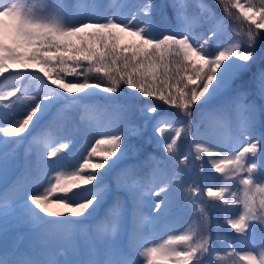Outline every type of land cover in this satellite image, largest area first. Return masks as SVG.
Segmentation results:
<instances>
[{
	"label": "snow or ice",
	"instance_id": "1",
	"mask_svg": "<svg viewBox=\"0 0 264 264\" xmlns=\"http://www.w3.org/2000/svg\"><path fill=\"white\" fill-rule=\"evenodd\" d=\"M219 3L224 5L229 16L237 20L242 17V24L248 22L246 31L238 32L235 36L224 27L223 35H229L233 40L243 37L229 47L224 46L222 34L217 31L223 21L201 0H197V11H192V6L186 0H167L166 5L159 9L160 18L167 20L166 9H170L175 15L178 29L175 34L165 32L156 37L150 36L146 28L156 8L155 0H145L127 21L118 17L116 12H105V5L97 0H77L76 4L71 5L52 0L41 4L39 14L26 7L21 0L0 3V76L9 73L15 65L19 70H24L23 75H18L16 79L31 78L27 70L38 69L50 81V84L44 83V90L31 99V106L22 119L16 123L7 122L12 125L10 127L0 126V136L4 138L0 140V149H3L0 152V181L7 189L0 192V222L12 216L39 229L48 238L44 241L45 247H50L49 241L57 242L56 250L48 252L41 247L27 252L15 245L12 246V253L0 249V264H142L139 257L144 256H147L148 264H155L157 259L165 264L168 261H172V264H208L203 257L211 255L210 246L207 237L201 236L198 231L201 227H207L206 204L209 207L222 206L220 208L226 215L229 209H236L238 214L227 218L226 224L242 242L254 238L260 231L261 248L264 249V196L259 204L254 199V189L264 193V168L261 167L264 160V131L261 130L264 127V116L261 114L264 105L257 106L252 98L253 93L243 91L231 96L219 107L201 112L196 119L193 117L194 106L210 92L218 93L229 87L232 74L222 71L228 68L225 62L235 59L246 67L253 59L254 50L264 40V0L258 3L256 0H247L246 3H241V0H219ZM233 8L239 10V15L232 11ZM138 16L145 27L132 23ZM198 24L210 25L207 39H201L202 35L195 33ZM214 36L220 47L214 55H209L205 49L208 40ZM57 67L59 72L56 71ZM90 72L98 75L90 77L87 75ZM61 73L73 75L74 82H66ZM121 84L137 91L146 100L155 102L134 111L131 106H101L81 103L76 98L77 94L89 88L116 93ZM18 91L16 87L10 91H0V101L17 97ZM61 93L66 94L61 96L65 102L56 112L63 118L61 131L67 133L65 138L69 142L77 131L74 112L102 108L116 114L114 130L101 133L104 138L96 139L91 144L84 163L80 165L81 171H93L87 174L77 171L64 179L58 173L55 184H51L48 173L56 170L50 171L49 162L59 157L57 154L61 151V148H53L41 154L35 165L25 157L23 167L16 172L11 188H8L5 164L16 159L14 150H8L9 143H21L24 140L22 134L31 132L34 122L39 121L46 111L48 105L42 101L50 102ZM254 95L264 101V72L255 78ZM3 106L9 107L8 104ZM156 106L175 109L174 114H157ZM233 111L240 114L238 145L233 149V158L219 159L218 151L202 146L204 125L198 117L205 113L230 117ZM145 112L149 116L157 115L151 133L147 135L146 122L143 127H132L138 118L137 113L143 115ZM78 123L82 124L81 121ZM161 124L174 126L170 136L160 135L164 132ZM127 136L140 137L152 143L153 151L164 156L162 160H156L149 152L143 159L145 165L154 164V171L168 176L151 190L155 198L153 217H159L169 210L173 187L177 190L183 187L180 174L190 166L192 152H180L182 140L195 146V161L199 163L198 171L201 174L205 171V164H208L215 173L220 174L213 180L223 179L231 173L229 178L233 185L216 187L205 183L206 187L202 190L195 182L189 184L183 199L193 207L191 233L172 234L163 244L147 247L138 241L142 215V200L137 192L138 179L132 183L124 179L126 175L134 174L139 165H129L114 177L115 190L127 193V201L115 195L104 211L105 227L89 230L84 221L93 217L100 202L112 192L109 185L100 182L102 170L127 154L130 148L125 144ZM14 137H19V140ZM101 145L106 147L101 148ZM62 147L69 148V143H64ZM161 148L162 153L159 151ZM204 153H207V160ZM97 156L103 158L90 163L91 158ZM45 181L51 184L50 188L45 187ZM29 184L37 185L38 191H26ZM237 186L244 190L245 199L242 200L233 191ZM57 192L59 195L52 198L53 193ZM249 193L253 195L249 196ZM205 196L207 201L204 200ZM197 197L200 198L199 202ZM10 200L22 201L19 215L12 213ZM52 204L59 205L62 210L50 211ZM143 219L148 221L151 218ZM200 219L205 221L203 225L199 223ZM81 234L85 236L82 259ZM116 241L119 243H114ZM177 244L183 246L179 249L173 247ZM230 255L239 256L247 264H264V250L257 255L254 248L244 252L232 248Z\"/></svg>",
	"mask_w": 264,
	"mask_h": 264
},
{
	"label": "trees",
	"instance_id": "2",
	"mask_svg": "<svg viewBox=\"0 0 264 264\" xmlns=\"http://www.w3.org/2000/svg\"><path fill=\"white\" fill-rule=\"evenodd\" d=\"M52 2V0H36L35 3H29V5L26 4V7L31 8L34 13H38V9L41 6L42 3ZM61 2L65 4H76L77 0H61ZM80 2H86V0H80ZM98 3H101L105 5V12H116L118 17L123 18L125 21L131 19V13L138 10V6L145 2V0H97ZM188 4L192 6V11H197L196 9V3L197 0H186ZM204 4L208 5L212 8L214 13L217 17H219L223 21L222 26H218L217 31L218 33L222 34L224 31V27L227 28L228 33H230L232 36H235L236 33H243V31H246L247 29V23H241V20H237L234 17L231 18L227 12H225L224 5L219 3V0H201ZM247 0H241V3H246ZM258 3L259 0H256ZM167 0H155L156 8L152 12V19L147 24V33L152 36L156 37L160 34H163L165 32H168L170 34H175L178 29V25L175 21V15L171 12L170 9H166V13L168 15V19L164 20L160 18V7L162 5H166ZM221 10V11H220ZM233 12L237 13L239 15L238 9H232ZM71 16H69V19ZM67 22V21H66ZM133 24H139L141 27H145L143 20L141 17L138 16L137 20L132 21ZM239 23L242 27V29L239 28L237 25ZM71 26V25H69ZM210 27L208 24L203 25H197L194 29L195 33L200 36L201 39L205 38L207 39V29ZM264 31V30H262ZM230 38L229 35H221L223 43L226 42ZM243 38L238 37L237 40H233L234 43L238 42L239 39ZM231 39V38H230ZM232 41V39H231ZM218 44L217 38L214 36L211 39L208 40V45L205 51L209 55H214L213 47L214 45ZM262 51H264V40H261L256 49L253 52V59L248 62L247 69L245 70V74L238 78L235 77V75L240 74L242 69L241 65L243 62L236 61L233 59L231 62H225L228 64L229 73L231 75L230 83L233 82L234 87L232 84L223 91H220L218 93H212V98L210 99L212 109L219 107L222 105L228 98H230L233 93L230 91L231 89H234L235 91L234 95L238 94L239 92L243 91H249L253 93L252 98L255 100L257 106L264 105V101H261L258 97L254 95L255 92V78L260 72H264V54H262ZM30 72L29 75H31V78L26 77L18 79V85L24 86L28 82L35 83L37 82L41 76L39 74H43L39 72L38 69H31L27 70ZM56 71L59 72V67L56 68ZM163 71V69H162ZM174 71V66H173ZM23 73L20 74L22 76ZM55 75V73H54ZM65 77L66 82H74L75 77L73 75L67 74V73H61ZM90 77H96L98 74L94 72L87 73ZM9 77L6 76V80H8ZM6 80L2 81L1 83H5ZM47 84H50V81L47 79ZM44 89L39 90L38 93L42 92ZM117 92H129L132 94L133 97H123V96H115L106 98L105 96L107 92H103L100 89L97 88H89L86 89L84 92L79 93L82 97H76L80 100L81 103H90V104H97V105H121V106H131L132 109L135 111L139 106L142 105V103H153L155 101H149L146 100L144 97H142L137 91L130 89L125 84H121L120 88ZM37 93V94H38ZM93 93H97V95H94ZM61 96H66V94L61 93L59 96H54L52 100L49 101H42L48 107L46 108V111L41 116L40 120L37 122H34L32 131L29 133H26V141L25 145L28 146V152L19 155L18 153V147L19 145L12 148V145H9V151H13L15 153V158L11 162H7L5 164V176L8 180V188H11V181L14 178L16 172L20 170V168L23 167V162L25 160V157H27L33 165L38 161L39 156L36 149L41 144V138L50 141L51 145L54 146V148H61L57 147L59 144L66 143L67 140L65 137L67 136L66 132H62L61 128L64 124L63 118L57 114L56 109L60 107L65 101L61 98ZM72 97H68V99H71ZM202 102V101H201ZM201 102L194 106V112L193 117L194 119L197 118L198 114L201 112H205L208 107L207 105L202 104ZM159 110L163 112H168L174 114L175 109H168L167 106H157ZM262 116H264V109H262L261 112ZM138 115V114H137ZM219 118H215L212 114L205 113L202 116L198 117L199 120L203 123L204 127L202 130L208 128L211 124H217L220 125L218 121H222L226 123V127L229 129L231 128V120L237 119L238 123L240 121V114L236 111H233L232 115L230 117H225L222 114H218ZM74 120L77 121V131H75L72 134V140L71 144L69 145V148H61V151L57 154L59 157H57L53 162L55 165L59 167V171L66 172V170H80V165L84 163V158L87 156L88 149L91 147V144L95 143L96 139H103L104 137L101 135V133L105 131H112L114 130L115 123H116V114L111 110H104L102 108H90L87 112L78 111L73 113ZM232 118V119H231ZM233 120V121H235ZM78 121H81L82 124H79ZM144 123L139 121V115L138 118L134 121V124L132 127H143ZM239 129V127H237ZM264 131V127L261 129ZM146 131V129H145ZM147 135V133H146ZM232 142L234 145H238V131L234 132L232 137ZM145 140L136 137V136H127L125 139V144L130 146L128 152L126 155H124L122 158L115 159V163L111 164V167L102 170V176L99 178L100 182L105 183V185H109L112 189V192L109 193L107 197H105L104 200L100 202V204L97 206L96 211L92 218H89L88 220H85L86 227L89 228V230H96L101 227H105L103 224V216L104 211L107 208V206L110 204L111 199L115 197V195L122 196L127 201V193L123 192L122 190L120 192H117L115 190V181L114 177L117 173L123 171L124 169H127L129 165H139L136 169L134 174H129L124 177V179L128 183H132L133 180L138 179V189L137 192L141 197L142 200V209L144 208V205L146 203H149L148 209L149 212L152 213L151 217V227L142 232L139 230L138 232V238L143 237L145 235H149L152 239H155L157 244H163L164 241H166L169 237V235L175 234V235H183L186 233H191L193 224V207L191 204H186L183 196L187 194V186L189 184H192L195 182V185H199L201 189L203 190L204 187H206L205 183L217 186L216 180H213L214 177H217V173H215L214 170L210 168V165L205 164V171L201 174L198 171L199 163L195 161V155L193 156L195 149L194 145L188 144L186 140H182L180 142V152L182 154H186L189 151L192 152V155L189 157L190 159V166L185 167L181 174H180V182L183 185L179 190L176 189V187H173V190H171V196L173 197L171 206L169 210L166 213H162L159 217H153V208L155 204V198L151 194V190L156 187V185L160 184L161 180L167 179L168 176L158 172L154 171L155 165L154 164H148L145 165L143 163V159L146 157V155L151 152V155L155 157L156 160H162L164 158L163 155L158 154L157 152L153 151V147L150 145H147V143L144 142ZM87 142V145H86ZM101 148L106 147V145H101ZM3 149H0V152H2ZM161 153L163 152V149L161 148L159 150ZM166 155V154H164ZM204 159L207 160V153L203 154ZM103 157L97 156L92 157L90 160V163H95L98 160L102 159ZM259 165V161L257 162ZM12 167V168H11ZM261 167L264 168V160L261 161ZM93 171L92 169H84L81 171V174H87L88 172ZM259 171V167L257 170ZM18 174V173H17ZM84 187V186H81ZM90 187V186H89ZM37 185L35 184H29L25 190H30V192L36 191ZM7 190L5 188V185L2 181H0V192H3ZM254 193L256 196H259L260 198L264 196V193H260L254 189ZM69 196L71 197L72 194L70 193ZM147 197V199H146ZM199 197H197V202H199ZM204 200L207 201L208 198L205 196ZM19 202V201H18ZM18 202L9 201L10 204L19 206L17 204ZM2 203V201H0ZM12 209H15V207H12ZM11 209V210H12ZM18 213L20 212V209H17ZM204 212L206 215V223L207 227L200 228L199 230L204 233L201 234V236H206L208 240V244L210 246L211 255H205L203 259L208 262V264H228V261L230 260L228 257H231V249L232 246L229 244V232L222 229L221 227V219L219 218V215L217 216L214 211H211L210 209H207V204L205 205ZM15 219V218H11ZM73 219H77L76 217H73ZM4 222V221H3ZM201 222V221H199ZM205 223V221H203ZM1 224V223H0ZM231 229V228H230ZM229 229V230H230ZM188 231V232H187ZM260 232V231H259ZM261 233H259L258 238L260 239ZM45 236L42 235L39 229H35L30 226L28 223H22L16 221H10L8 224H2L0 225V245L3 246L4 244L11 245L9 248H7V252H10L11 247L14 244L21 245V244H27L29 247L31 246H40L43 240H45ZM80 239V237H79ZM261 244V239H260ZM80 243L82 246L81 249V255L80 258L82 259L83 252H85V249L83 248L84 242L80 239ZM182 244L173 245V247H176L179 249L182 247ZM264 250V249H263ZM159 264H165V262L161 259H159ZM167 264H172V261H168Z\"/></svg>",
	"mask_w": 264,
	"mask_h": 264
},
{
	"label": "rangeland",
	"instance_id": "3",
	"mask_svg": "<svg viewBox=\"0 0 264 264\" xmlns=\"http://www.w3.org/2000/svg\"><path fill=\"white\" fill-rule=\"evenodd\" d=\"M3 2H5V0H2L0 3H3ZM32 2L35 3L36 0H21V3H23L25 6H26V4L29 5V3H32ZM223 11H224V9H223ZM231 18H233V17H231ZM237 25L239 26L240 29H242L241 28L242 26L239 23H237ZM233 43H234L233 39L231 41V39L228 38V40H226V42L224 43V46L225 47H229ZM219 47H220L219 44L214 45V47H213L214 53H216L219 50ZM262 54H264V51H262ZM246 69H247V66L244 67V69H242L241 75L237 74V75H235V77L236 78H238V77L241 78V76L245 74V70ZM23 71L24 70H19L17 66L13 65L12 68L10 69L9 73H6L3 76H0V91H10V90H12L13 87H16V88L19 89V91L17 92V97H19V99H17V97H11L8 100L0 101V126L10 127L12 125L10 123H7V122L16 123L19 119H22V117L26 114V112L28 111L29 107L31 106V102H30L31 99L34 96L37 95L39 90L44 89V83H47V78L43 77V74H39L41 76V78L37 82H35V83L28 82L24 86H19L17 84L18 83V79H16V77L18 75H20L21 73H23ZM222 71H224L226 73H229V68L222 69ZM6 76L9 77L8 80H6ZM3 80L4 81L6 80V82L5 83H1ZM42 80H43V83H42ZM230 84H232V86L234 87L233 82L230 83ZM223 90H221V91H223ZM233 90L234 89H231L230 91H232V93L234 95L235 91H233ZM93 94L98 96L97 93H93ZM77 96L83 98V96L80 95V94H77ZM115 96L133 97L132 94L129 93V92H126V93L125 92L110 93V94H107L105 97L106 98H110V97H115ZM211 98H212V92H210L209 96H206L204 98V100H202V102H201V105L202 104H204V105L208 104V107L206 108L207 109L206 111H209V110L212 109V106L210 104V102H211L210 99ZM4 104H8L9 107L5 108L3 106ZM146 104H148V103H146V102L144 103L143 102L142 105L139 106L138 108H142ZM149 104H152V103H149ZM157 114L173 115L172 113L163 112V111L159 110L158 107H157ZM212 115L215 116V118H219L218 114H212ZM156 118H157L156 114H153V115L149 116L146 112L143 115H139V121L143 122L144 124L146 122V133L147 134L151 133L152 123L155 122ZM239 118L240 117H238V119ZM233 120H235V119H233ZM233 120H231L232 121L231 122V128L232 129L227 128L225 122L218 121L220 125H217V124L214 123V124H211L208 128L202 130V136H201V139L203 141L202 146L203 147H212L214 152L218 151L219 152V159L227 160V159L233 158V156H234L233 149H235L237 146L234 145V143L232 142V139H233L232 137H233L234 132L238 131L237 127H239V123H238L237 119L235 121H233ZM161 127L164 128V132L160 134L162 137L163 136H170L172 134L174 126L170 127L169 125L161 124ZM22 135H24V140L21 143H18L16 145H12V148H14L15 146L19 145L18 150H17L19 155L28 152V146L25 145V142H24V141H26V135L27 134H22ZM14 138L19 140V137H14ZM3 139L4 138L2 136H0V140H3ZM66 143H69V145H70L72 142H68L67 141ZM145 143H147V142H145ZM9 145H11V143H9ZM147 145H149V146L151 145L153 147L152 143H147ZM57 147L63 148L62 144H59ZM53 148H54V146L51 145L50 141H47V140L41 138V144L38 147V149H36V151L38 152V156L40 158L41 154L46 153V151L52 150ZM195 152H196V150L194 151L193 156L195 155ZM44 158L47 159L46 155L44 156ZM49 169H50V171L51 170H56V171H51V172L48 173L49 177L51 178V184H55V182H56L55 181V177H56V175L58 173L61 175V178L64 179V178L71 177V175L76 172V170H71V169L66 170V172H65V170H64V172H61V171H59V167L56 166L51 161L49 162ZM219 175L220 174H218L217 177ZM231 175L232 174L229 173L228 177H224L223 179L216 180V182H217V186L216 187L221 186V185H227L229 187H232L233 181H231V179L229 178ZM51 184H49L47 181H45V187H49L50 188ZM26 191L30 192V190H26ZM36 191H38V188H36ZM233 191H236L237 195L242 200L246 198L244 190L242 188H240L239 186L233 188ZM56 195H59V193L58 192L57 193H53V197L52 198H54ZM252 195H253V193H249V196H252ZM146 199H147V197H146ZM254 199H255L256 203L259 204L260 197L256 196L255 193H254ZM20 203H22V201H19L17 204H20ZM149 206H150L149 203H146L144 205L145 209H142V215H141V218H140V223H141L140 231H142V232H144L147 229H149L151 227V225H152L151 219H149L148 221H144V219H143V217H149V218L152 217V213L149 212L148 209H146ZM12 207H15V209L11 210L12 213L14 215H19L20 212L18 213V211H17V209H20L19 206L13 205ZM220 207H222V206L209 207L207 205V209H210L211 211H214L217 216L219 215V218L221 219L220 224H221L222 229H224V230L229 232V238L228 239L230 241L229 244L232 246V248H235L237 250V252H244L246 249L254 248L255 249V253L258 255L263 250L261 248V244L259 242L260 239L258 238L260 232L258 231L256 236L254 238L250 239L249 241L242 242L237 237L236 233L232 229H230V227L226 224V219L227 218H230L232 215H237L238 214L237 210L236 209H229L228 213L226 215L222 211V208H220ZM61 210L62 209H61V207L59 205L52 204L50 206V211H61ZM242 210H243V205L241 204L240 205V211H242ZM11 218H12V216H10V218L8 220H6L4 222H0L1 223L0 225H2L4 223L8 224L12 220L16 221V222H19L20 224L25 223V222H23L21 220L11 219ZM199 221H201V222H199L201 225L204 224L203 223V221H204L203 219H200ZM201 228H203V227H201ZM199 229H198V231H199L200 235L204 234ZM47 239L48 238L46 237L45 240H47ZM80 239L84 242L85 236L83 234H81ZM45 240H43V242L41 243L40 247L43 248L45 252L55 251L56 248H57V242L49 241L50 247H45L44 246V241ZM138 241L140 243H142V244H146L147 247H153V246L158 245L156 240L152 239L149 235H145L143 237H139ZM114 243H119V241H116ZM10 246L11 245H9V244H6V245L4 244L3 246L0 245V249L7 250V248H9ZM19 248L21 250L27 251V252H31L32 249H33V248L32 249H27V246L25 247V245L24 246H20ZM141 250L143 251V249H141ZM10 253H12V252H10ZM137 255L139 256V254H137ZM58 258L63 259L62 256H59ZM228 258L230 259L228 261V264H247L246 261H241L239 259V256H233L232 255L231 257H228ZM139 259L141 260L142 264H148L147 256L139 257ZM155 264H159V259H157L155 261Z\"/></svg>",
	"mask_w": 264,
	"mask_h": 264
},
{
	"label": "bare ground",
	"instance_id": "4",
	"mask_svg": "<svg viewBox=\"0 0 264 264\" xmlns=\"http://www.w3.org/2000/svg\"><path fill=\"white\" fill-rule=\"evenodd\" d=\"M2 0H0V2H1Z\"/></svg>",
	"mask_w": 264,
	"mask_h": 264
}]
</instances>
